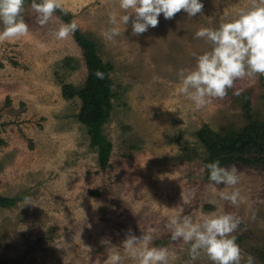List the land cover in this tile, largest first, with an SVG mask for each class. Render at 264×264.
<instances>
[{"label":"rangeland","instance_id":"obj_1","mask_svg":"<svg viewBox=\"0 0 264 264\" xmlns=\"http://www.w3.org/2000/svg\"><path fill=\"white\" fill-rule=\"evenodd\" d=\"M60 3L113 65L115 95L102 126L112 146L109 162L100 169L97 149L77 118L80 99L62 96L64 84L81 87L87 75L73 35L56 40L52 34L68 22L56 10L40 26L32 0H25L29 35L0 42V195L24 194L14 206L0 207V258L7 264H104L110 249L124 255L129 232L139 237L154 229L151 246L175 253L169 264H211L203 253L191 260L190 245L171 240L168 218L191 215L198 221L226 212L242 219L231 234L241 264L249 255L264 264V165L222 166H235L239 183L216 185L213 193L203 164L207 153L195 136L204 125L243 126L245 98L252 116L264 122V75L237 79L223 98H211L200 110L179 93L177 75L211 48L195 37L199 28H216L260 0H203L202 13L189 18L181 10L172 19L161 14L158 25L140 35L132 34L131 21L120 24L114 41L102 32L110 26L109 13L123 14L118 0ZM220 191H239L244 202L220 200Z\"/></svg>","mask_w":264,"mask_h":264},{"label":"clouds","instance_id":"obj_2","mask_svg":"<svg viewBox=\"0 0 264 264\" xmlns=\"http://www.w3.org/2000/svg\"><path fill=\"white\" fill-rule=\"evenodd\" d=\"M24 3L25 0H0V25H3L0 42H16L29 35V26L22 15ZM118 5L123 14L118 17L115 12L109 13L110 26L102 32L107 41H114L121 34L120 24L126 26L131 21L132 34L140 35L150 27H156L161 14L164 19H172L183 10L191 18L202 13L204 8L203 0H118ZM31 7L40 26L49 24L56 10L65 12L60 0H32ZM77 28L73 20L60 24L52 34L56 40H65ZM195 37L203 38L211 48L196 56L194 68H182L177 73L179 93L192 102L195 110L204 108L211 98H223L237 79L264 75V0L253 3L250 8L240 9L228 22L220 23L216 28H199ZM95 75L104 79L100 70ZM205 167L213 193L217 191L216 185L232 187L239 183L240 175L235 166L222 167L216 160ZM219 199L230 201L234 206L244 202L239 191H220ZM208 203L218 205L219 201L211 199ZM25 204H31L30 197H25ZM241 223L242 219L233 213L213 212L203 215L198 221H194L191 215H171L166 226L171 230L172 241L182 240L190 245L191 260H196L203 253L211 264H241V249L236 236L231 235ZM153 231L149 229L139 237L129 232L123 240L124 255L110 249L104 264H123L125 259L135 264H169V258L175 259V253L167 247L151 246ZM246 264H254L251 255L247 257Z\"/></svg>","mask_w":264,"mask_h":264},{"label":"trees","instance_id":"obj_3","mask_svg":"<svg viewBox=\"0 0 264 264\" xmlns=\"http://www.w3.org/2000/svg\"><path fill=\"white\" fill-rule=\"evenodd\" d=\"M66 22H71L70 16L57 10ZM75 42L81 49L87 75L83 86L76 87L73 84H64L61 92L64 98L77 97L80 99V111L78 120L86 127L90 140V146L97 149V159L100 169H105L109 162L112 149L111 143L107 141L102 133V126L108 120L112 109L114 82L110 77L113 70L112 63L104 61L98 53L96 42L90 34L82 32L79 27L72 34ZM100 70L104 73V79H98L95 72ZM249 99H243L241 105L246 123L240 128L221 126L214 130L204 125L195 132V136L202 143L207 163L219 160L221 166L231 165L239 162L243 165H264V122L251 114ZM206 176L208 170L205 167ZM24 194L8 197L0 195V207L8 208L14 206ZM0 264H7L0 258Z\"/></svg>","mask_w":264,"mask_h":264}]
</instances>
